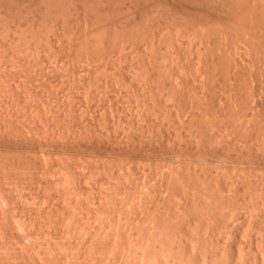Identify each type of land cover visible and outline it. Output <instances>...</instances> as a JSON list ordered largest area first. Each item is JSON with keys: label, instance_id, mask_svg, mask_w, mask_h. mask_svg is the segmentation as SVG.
<instances>
[{"label": "bare ground", "instance_id": "6f19581e", "mask_svg": "<svg viewBox=\"0 0 264 264\" xmlns=\"http://www.w3.org/2000/svg\"><path fill=\"white\" fill-rule=\"evenodd\" d=\"M263 76L264 0H0V264H264Z\"/></svg>", "mask_w": 264, "mask_h": 264}, {"label": "rangeland", "instance_id": "374dc122", "mask_svg": "<svg viewBox=\"0 0 264 264\" xmlns=\"http://www.w3.org/2000/svg\"><path fill=\"white\" fill-rule=\"evenodd\" d=\"M184 3H185V2H184ZM185 4H186V6H187L186 8H189V6L187 5V3H185ZM185 4L182 5V6H185ZM182 9L184 10L185 8L183 7ZM183 10H182V14L191 11L190 9H189V11H187L188 9H187V10H184V11H183ZM188 15H193V13H191V14L189 13ZM195 15H196V14H195ZM195 15H194V16H195ZM194 16H193V17H194ZM77 62H78V61L73 62V66H74V68H78V66L81 67V63H80V62L77 63ZM74 63H77L76 66H75ZM78 64H79V65H78ZM50 66H52V64H50ZM82 66H83V65H82ZM49 71H50V70H49ZM49 73H50L49 75L53 74V75H51V76H53V78L56 76V75H54L55 73H52V72H49ZM32 75H33V73H32ZM262 78H264V76H263ZM262 78H261V79H262ZM262 80H263V79H262ZM58 82H59V81H58ZM35 83L37 84V81H36ZM112 94H113V93H111L110 95H112ZM114 95L116 96V93H114ZM114 95H112V97H113ZM102 98H103V97H99V98H98L99 101H101L100 99H102ZM98 99L96 98L95 100L97 101ZM109 99H110V97H109ZM103 100H104V101H101L100 104H99V101H98V102H95V101H94V102H95V103H98L99 105H101L102 102H103V103H104V102L107 103V99L104 98ZM73 102H74V103L76 104V106H77V103H76L77 101H76V102L73 101ZM74 103H73V105H75ZM95 103H94V104H95ZM262 103H264V97L262 98ZM94 104H93V105H94ZM263 105H264V104H263ZM76 106H75V107H76ZM96 106H97V104H96ZM96 106L94 105V106H92V107H93V108H94V107L96 108ZM97 107H98V108H96V109H99V108H100V106H97ZM95 108H94L93 110H96ZM263 109H264V108H263ZM96 111H97V110H96ZM100 128L102 129L103 127L101 126ZM167 130H168V129L164 130L165 132L163 131L164 133H166V134H163V136H165L166 138L163 137V138L161 139V141L159 140L157 143H153V144H151V145L156 144V146L154 145L155 148H157V145H158V148H157L158 151H160L159 149H161L160 152H162V150H163V152H162V153L159 152V154H152L151 156H153L154 158L151 157V156L149 155V156H150L149 158H151L150 161H149V164H150L149 167H152V168H153V165H156V164H154L155 161H156V163H157V162L160 161V160L162 161L161 164H163V161H164L165 164H166V161H168L170 164H171L172 161H173L172 164H174V162L177 163L176 160L174 161V159H172V158H174V157H172V158H171V156L169 157V154L172 155V153H173V155H174V151H175V150H174V151L172 150V151H173V152H172L170 149H168V148H171L172 146H171V142H168V139H169V138L167 137V136H168L167 133H169V132H167ZM168 131H169V130H168ZM167 138H168V139H167ZM105 141H106V142H105ZM165 141H167L166 143L168 144V148H167V146L164 145V144H165ZM101 142H102V143H101ZM101 142L98 143V141H97L96 144H95V143H92V145H90L91 142L85 143V142H81V141H80V144H79L78 141H77V143L75 142L77 145L73 146L75 143H73V144H72V143H69V145H71L72 147L70 148V146H68L67 148H68V149L70 148V149L72 150L73 147H74V149H75V148L78 149V147H79L78 150L84 152V151H86V150L89 151V148H90V150H91V149H93V147H94L95 149H94V150H91V154H89L88 151H86V153L84 152L85 154L82 153V152H79V151H78V152L80 153V154H79V153H77L76 150H74V151H76V154H77L76 156H78V157H83V155H84L85 157L88 156V158L91 159L92 162L95 160V157L97 158V156H98L99 158L97 159L98 161L96 160L95 162H99V160H101L100 157H101L102 159L107 158L108 160H109V159L113 160V157H117V155H118L117 150H118V149H117V147H113V145H114L115 142L112 143V141H111V144H112V145H111L110 142H108L107 140H104V141L101 140ZM159 142H161V144H160ZM82 143H85V144H82ZM105 143H108V147H107V146H106V147H103V146L105 145ZM86 144H88V147H87V146L84 147ZM97 144H98V145H99V144H100V145H101V144H102V145L104 144V145H103V146H102V145H101V146H100V145L97 146ZM66 145H68V144H66ZM78 145H79V146H78ZM83 145H84V146H83ZM89 145H90V146H89ZM106 145H107V144H106ZM159 145H162V146H159ZM76 146H77V147H76ZM80 146H81V147H80ZM82 146H83V148H82ZM91 146H93V147L91 148ZM110 146L113 147V150L115 149V150H114L115 152H114L113 150H111L112 148L110 149ZM114 146H116V145H114ZM154 146H152V147L150 146V147H149V148L151 149V152L154 151L153 153H158V152H157V149H155ZM160 147H161V148H160ZM59 148H60V147H59ZM80 148H82V150H81ZM84 148H85V150H84ZM86 148H88V149H86ZM103 148H104V149H103ZM166 149H167V150H166ZM96 150H97V153L99 152L98 154L95 153ZM98 150H99V151H98ZM185 150H186V151H184L185 153L183 152V154H185L186 156H188V155L191 156V157L188 156V158H189V157H190V158H193L192 153H194V152H193V151L191 152L190 149H188V150L185 149ZM74 151H73V152L71 151V153H73V155H75ZM94 151H95V152H94ZM170 151H171L172 153H171ZM188 151H190V152H188ZM92 152H94V153H92ZM100 152H101V153H100ZM151 152H150V150H149V154H151ZM175 152H176V154H177V151H175ZM186 152L189 153V154H187ZM212 152H213V151H212ZM212 152H208V153H209L208 157H210V156L213 157V155L215 156V154H212ZM163 153H165V154L167 153V155H165V154H163ZM168 153H169V154H168ZM190 153H191V154H190ZM213 153H214V152H213ZM78 154H79V155H78ZM86 154H88V155H86ZM92 154H93V155H92ZM99 154L102 155V156H100ZM113 154H114V155H113ZM162 154H163V155H162ZM176 154H175V155H176ZM89 155H91L92 157H90ZM95 155H96V156H95ZM112 155H113V157H112ZM142 155H144V154H142ZM157 155H161V156H158V157H159V158H158ZM93 156H94V160H93ZM118 156H119V155H118ZM155 156L157 157V160H156V157H155ZM163 156H166L167 158L165 159V157L163 158ZM195 156L197 157V155L194 154V158H195ZM200 156L202 157V155H200ZM203 156H204V155H203ZM251 156H252V155H250V156H245L243 160H244V161L246 160L247 163H248L250 160H251L250 163H251V162H252V163H253V162H256V163H257V162H258L259 167H258L257 164H255L254 166H256L257 168H256V167H254V168H256L257 170H258L259 168H261L259 171L262 170L261 172L264 173V170L262 169V168H264V164H263V163H264V159H263L262 157H260V156H259V157H256V159L253 158V156H252V157H251ZM160 157H161V159H160ZM168 157H169V158H168ZM220 157H221L222 160H224V161L229 160V159H228L229 156H226V155H225V156H220ZM224 157H225V158H224ZM250 157H251V158H250ZM118 158L120 159V157H117V158L114 159V160H118ZM139 158H140V159H139ZM223 158H224V159H223ZM247 158H248L249 160H247ZM141 159L144 161L143 158L138 157V161H137L138 165H140L139 160L141 161ZM153 159H154V160H153ZM167 159H168V160H167ZM170 159H171V160H170ZM252 159H253L254 161H253ZM105 160H106V159L101 160V161L108 162V161H105ZM165 160H166V161H165ZM101 161H100V162H101ZM244 161H243V162H244ZM116 162H117V161H116ZM151 162H152V164H151ZM153 162H154V163H153ZM246 162H245V163H246ZM110 163L112 164L113 162L110 161ZM142 163H143V162H141V164H142ZM158 163H159V162H158ZM158 163H157V165H156L155 167H157V166L160 164V163H159V164H158ZM176 163H175V164H176ZM184 163H185V162H184ZM250 163H248V164H250ZM259 163H260V164H259ZM177 164H178V163H177ZM185 164H186V163H185ZM261 164H263V165H261ZM113 165H115V163H114ZM260 165H261V166H260ZM247 166H249V165H247ZM140 167H141V165H140ZM152 168H150V169L152 170ZM154 169H155V168H153V170H154ZM151 170H150V172H151L152 174L155 175V174H156V171H153V172H152ZM151 173H150V174H151ZM154 175H153V176H154ZM150 176H152V175H150ZM153 176H152V178L150 179L151 184H154V182H155ZM155 177H156V176H155ZM151 180H154V181L152 182ZM84 184H85V183H84ZM84 184H83V185H84ZM86 184H87V185H86ZM86 184H85V185H86L87 187H89L87 182H86ZM86 186H85V187H86ZM103 186L105 187L106 185H103ZM103 186H102V187H103ZM102 187H101V188H102ZM104 187H103V188H104ZM103 188H102V189H103ZM102 189H101V190H102ZM105 189L107 190V188H105ZM103 190H104V189H103ZM106 190H104V191H106ZM104 191H103V192H104ZM107 191H108V190H107ZM107 191H106V192H107ZM108 192H109V191H108ZM89 193H90V192H89ZM164 194L166 195V193H164ZM86 197H87V196H86ZM88 198H89V196H88ZM59 203H60V202H59ZM61 205H62V202H61ZM64 205H65V203L63 204V206H64ZM90 205L92 206L93 204H90ZM65 207H66V209L68 208L67 205H65ZM93 207H95V206L93 205L92 208H93ZM69 210H71V211H69ZM72 210H74V209H70V207H69L68 211H69L71 214H74V215H75V213H74L75 211H73V213H72ZM68 211L65 212V214H67L68 216H70V215H69L70 213H69ZM65 214H62V215H64V216L66 217ZM58 215H59V214H58ZM60 215H61V212H60ZM62 215H61V216H62ZM72 216H73V215H72ZM65 217H64V219H65ZM66 218H67V217H66ZM63 223H64V224H63ZM63 223H62V226H59V227H60V228H59L60 231H61V229H62L64 226H66V221L63 222ZM63 225H64V226H63ZM57 228H58V227H57ZM63 230H64V228H63ZM56 231H57V230H56ZM60 231H59V233L62 234L63 231H61V232H60ZM57 232H58V231H57ZM36 237H37V235H36ZM61 237H62V236H61ZM66 237H67V236H64V234H63V239H65ZM38 238H39V236H38ZM38 238H37V239H38ZM37 239H36V240H37ZM40 239H41V242H42V241H43L42 237H40ZM40 239H39V240H40ZM61 239H62V238H61ZM39 242H40V241H39Z\"/></svg>", "mask_w": 264, "mask_h": 264}]
</instances>
